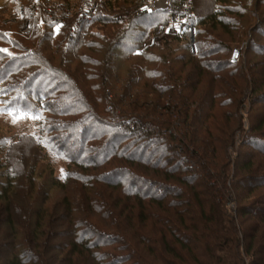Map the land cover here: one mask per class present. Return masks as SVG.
<instances>
[{"label":"trees","instance_id":"obj_1","mask_svg":"<svg viewBox=\"0 0 264 264\" xmlns=\"http://www.w3.org/2000/svg\"><path fill=\"white\" fill-rule=\"evenodd\" d=\"M55 1L72 9L78 3V0ZM96 1V15L81 27L91 22L103 27L105 23L122 20L129 21L130 27L114 33L108 31L106 38L98 37L100 43L97 48L103 51L101 57H81L79 62L81 66L90 64L93 67L101 66V69L93 72L94 69L89 66L83 71L86 76L82 75L81 79L84 82L98 80L99 87L106 93L101 98L106 97L108 106H117L120 102L122 106L112 109L113 112L103 110L102 113L108 115L103 122L102 117L89 106L93 104L91 100L86 108L88 117H92L95 122L90 121L84 127L77 124L76 120L63 126L59 124L64 130L69 129V132L66 130L68 139L63 141L62 148L71 149L77 143L70 163L80 168L86 169L88 160L93 163V168L109 166L112 160L117 161L119 166L99 175L84 172L66 174L57 185L62 189L66 186L67 191L57 202L58 212L48 217L42 206L46 201L45 195L40 190H34L33 166L26 173L5 171L2 175L4 181L0 185V205L5 216L3 220L0 219V228L4 225L6 229L0 230V264H176V260L181 264H264V193L258 197L259 200L254 198L248 203L234 205L233 210L226 205L231 196L241 197L238 194L242 193L240 187L244 189L241 191L246 192L244 198L256 189L264 188V175L254 174L259 171L260 165L254 163L256 154L252 152L253 149L254 152H260L258 146L264 139V114L246 132L238 151V161L232 164L225 153L236 128L227 129L229 114L225 109L236 113L248 99L252 105L264 101L261 90L264 84V27L260 29V25L251 30L245 51L248 66L240 64L229 71L224 69L232 65L230 58L211 59L222 49V44L218 37L206 35L208 32L198 33V47L194 55L187 53L173 58L171 51L154 56L150 52L153 46H145L146 40V43H142V52L134 56L136 62L129 65L127 84L120 88L122 91L116 93L109 87L106 92L112 61L116 59L118 50H124L126 44L123 40L133 27L132 20L148 19L156 27L167 24L168 14L140 11L137 9V0H131L127 6L123 3L118 5L116 0ZM213 1L218 6L227 4L226 0ZM42 4L45 5L43 14L49 16L52 28L54 21L51 9H46L44 2ZM251 6V17L258 19L260 15L262 19L258 21L263 25L264 0H252ZM216 11L197 15L192 0L195 32L196 26L211 29L218 26L223 33H228L227 23L230 21L233 24V20L226 21L224 13L242 15L236 5L230 10L218 7ZM71 20L64 25L68 32ZM256 31L259 34H255ZM75 37L76 34L70 39ZM132 37L128 36L130 39L127 41ZM89 43L85 48L89 52H97L94 48L96 45ZM184 44L186 53L188 46L185 41ZM229 51L232 52V49ZM249 52H254L253 55L259 59L254 64L253 58H248ZM28 56L18 58L14 55L9 58L4 65L6 73L19 67L18 61L28 59ZM39 60L29 78L43 77V83L47 86L53 83L55 88L48 93L65 86L66 81L73 77L44 62L42 56ZM154 62L157 66H153ZM13 64L14 68L11 67ZM188 65L189 69L184 72ZM247 74L249 83L245 78ZM140 75L145 78L144 85L149 88L148 91L157 97L162 96L165 102H159L156 97L152 100L140 97L131 91L132 82ZM10 78L7 74L1 77L7 83L4 93H15V98L20 100L23 95L16 92L25 91L28 77L22 76L16 82H11ZM235 80L243 83L239 84ZM201 81L204 85L198 91ZM66 107L65 102L61 107L54 106L56 114H65ZM259 108L264 112V106L260 105ZM95 123L103 125L100 131ZM97 128L106 138L99 142L103 145L96 149H100L98 154L87 158L90 150L83 136L86 131ZM92 139L97 141L99 135H91ZM70 142H73L72 145ZM219 151L224 154L221 164L216 161ZM242 155L247 158L241 160ZM232 165L235 168L233 175L230 172ZM21 177L27 182L25 188L17 183ZM99 182L120 189L122 197L115 195L114 201L105 200L109 196L94 191L95 184ZM72 189L78 194L77 198L73 196ZM120 201L122 204L119 205ZM19 210L23 216L22 226L16 224V211ZM124 211L128 213L123 218ZM91 213L98 215L105 223L100 226L92 223L88 220ZM56 219L62 225L61 230L58 229L60 225L55 224ZM118 220L125 227L118 226ZM132 221H135L134 226H130ZM120 227L123 232H120ZM104 228L109 231L101 230ZM132 228L137 240H131L133 243L130 244L121 235ZM110 229L122 234H112ZM2 248L8 253L1 256Z\"/></svg>","mask_w":264,"mask_h":264},{"label":"rangeland","instance_id":"obj_2","mask_svg":"<svg viewBox=\"0 0 264 264\" xmlns=\"http://www.w3.org/2000/svg\"><path fill=\"white\" fill-rule=\"evenodd\" d=\"M49 1L51 0H0V185L3 183L4 178L3 174L5 171H13V172H27L29 167H32L34 170V190L42 191V195L44 194L46 197V201L42 204L45 208V212L47 217L53 213L55 216L56 212H58L59 208L56 206L57 202L60 201V198L64 192H66V186L62 189L57 184L60 183L63 177L68 173H89L93 175L96 173L97 175L105 173L109 171V169H115V167L119 166L118 162L115 160L111 161L109 166H99V168H93V163L88 160L89 163H85L87 167H78L74 166L71 162V157L73 156L72 151L75 150V145L73 147L62 148L64 144L63 141L68 139L69 129L65 130L60 128L63 124L78 121L77 124L82 125L89 124L90 121L95 122L94 119L88 117V108H86L87 103H91L93 100L92 106L93 110L98 113V116L102 117V121L105 122V118L108 116L107 114H103V110H116L120 109L122 106V102L118 103L117 106L110 107L108 103L105 102V99L101 95H106L103 92L102 88L99 87V81L95 79H89L84 82L81 79L82 75L86 76L87 67H92L97 72L101 69L99 67H93L90 64H85L81 66L80 60L81 57H90L95 55L100 58L103 51L97 48L99 45V38H106V33L108 31L114 33L116 30L128 29L130 27L129 21H116L115 23H105L103 27L96 23H89L88 25H84L80 30L77 31L76 37L70 39L69 32L67 28H63L59 34V31H54L50 25L51 23L48 20L49 16L44 13V7L46 4V9L51 8L49 6ZM77 2L76 0H69V2ZM131 0H116L115 2L118 5L123 3L125 6L129 4ZM226 5L218 6L213 0H194V5L196 7L197 15L207 14L209 11L217 12L216 9L221 7L224 9L233 8L235 5L239 8V12H241V16L235 14L224 13L226 17V21L233 20V24H228V33H223L219 27H215V29H211L207 26H196L195 32V50L193 52H189V50H184V39L180 35L169 34L164 31H158V26H154L153 21L147 20H132L133 27L130 30L129 34L124 38V50H118L117 54H115V60L113 59L112 65L113 68L109 73L108 86L106 88V92L109 87H112L116 93L122 91L120 88L127 84L128 76L127 70L130 64L136 62L134 56L141 53L142 51V43H147L145 46L152 47V51H150L154 56L166 54L169 51L173 52L171 57L181 56L183 54L194 55L196 53L198 47V33L203 32L206 35H214L218 37L222 44L221 48L217 55L211 56V59H227L232 60V65H228L224 70H231L238 67L240 64L243 67H247L245 51H247V47L249 45V36L251 35L252 28H256V26H260V29H263V25L258 21L262 19L260 15L257 17H251L250 12L252 11V0H226ZM55 2V0L51 1ZM57 2V1H56ZM131 3V2H130ZM253 5V4H252ZM216 8V9H215ZM72 9V8H71ZM72 9V11H75ZM138 9V8H137ZM255 14V13H254ZM155 16V15H154ZM260 16V17H259ZM157 17V16H155ZM222 18V17H220ZM7 24V25H6ZM70 28V26H69ZM53 31H52V30ZM260 29L258 31H260ZM19 30V31H18ZM69 30V29H68ZM52 31V32H51ZM256 31L255 34H259ZM68 32V36L67 33ZM63 33V34H62ZM64 33L66 34L64 36ZM109 35V34H108ZM132 36L130 41H127L130 38L128 36ZM171 37V38H170ZM175 37V38H174ZM213 38V37H211ZM159 42L157 43L156 41ZM184 40V41H183ZM90 42L95 46L97 52H89L85 45ZM89 43V44H90ZM144 46V47H145ZM264 46V43H262ZM232 49V52L229 51ZM246 49V50H245ZM253 51V50H252ZM231 53V56L229 57ZM254 52H249L248 58H253V64L256 60H259L257 56L253 55ZM262 55L264 57V51H262ZM38 54V56H36ZM16 55L18 58L23 56H28L29 58H22L25 60V64L23 60H19V67L14 68L10 73H6V69L4 65L9 58ZM44 58V62L49 63L50 65H54L55 68L59 70H64L71 74L73 77L71 80L66 81V85L61 88H57L55 91L48 93L53 90V86L51 83L49 86L45 85L43 77H34L33 79L29 78L32 74L33 70L36 68L38 61H40V56ZM117 55V56H116ZM39 57V59L37 58ZM37 58V59H35ZM37 60V62H35ZM16 63V64H18ZM30 63V64H29ZM252 64V65H253ZM156 62H154V65ZM251 64L249 63V66ZM157 66V65H156ZM189 65L184 68V72L189 69ZM254 67V66H252ZM257 67V65H255ZM90 71L92 72V70ZM15 74H14V73ZM7 74L11 76V82H16L22 76L28 77V82L25 86V91L16 92V94H20L22 97L20 100L15 98V93H4L5 85H7L5 79H1V77ZM83 76V77H85ZM143 75L138 76L132 82V92L137 93L138 96L149 98L152 100L153 98H159V102H165L164 98L161 96L157 97L153 92H149V88L144 85L145 78ZM247 82L250 81V77L247 74L245 76ZM30 79V81H29ZM259 80V78H257ZM236 81V80H235ZM239 84L243 83L237 80ZM10 83V81H9ZM249 83V82H248ZM204 83L201 81L198 85V91L201 90ZM91 87V89H90ZM91 90V92H90ZM262 93H264V84ZM85 95V96H84ZM62 96V97H59ZM164 96V95H163ZM25 97V98H24ZM155 98V99H156ZM65 102L67 107L64 108L65 114L57 115L56 108L54 106H60ZM246 103L240 106L239 110L235 113L230 112V109L227 110L228 118V128L232 129L234 126L235 130L232 132V142L228 145L225 153L227 152L229 160L232 164L237 162L238 151L240 148V144L244 140V136L250 126L252 124H256L259 119L264 114L263 110L259 108L260 105L264 106V101L258 103L256 105H252L250 100H246ZM48 105L46 106V104ZM111 108V109H110ZM112 110V112H113ZM229 112V113H228ZM105 117V118H104ZM157 118V117H156ZM60 124V125H59ZM97 127L100 128L103 126L101 123H95ZM82 127V128H83ZM97 129H90L86 131V134L83 136L86 147L90 150L89 154L86 156L87 158H92L98 154L97 148H100L103 144L99 143L104 141L106 136L101 135V133ZM66 130L68 132H66ZM75 135V134H74ZM91 135H99V139L94 141L90 140ZM70 138V137H69ZM74 142V141H73ZM73 142H70L72 145ZM264 139L260 143V152H252L256 154V158H254V163H258L260 165L259 171H255L254 174L258 176L264 175ZM257 147V146H256ZM259 153V154H257ZM247 156H241V160H245ZM217 163L224 162V154L219 151L216 155ZM32 165V166H31ZM83 166V165H81ZM98 166V165H97ZM97 168V169H96ZM232 170L230 171L233 175L235 171L234 165L231 166ZM234 168V169H233ZM84 172V173H83ZM90 177V176H89ZM231 177V176H230ZM229 177V181H230ZM90 182V178H89ZM17 183L23 188L26 187V180L24 177L19 178ZM56 183V184H54ZM231 183V181H230ZM71 187H75L72 185ZM95 190L100 193H104L109 198H105V200L114 201V196L122 197V192L120 189H114L112 186L108 187L103 182L96 183L94 186ZM241 187L239 191L240 200L236 198V196H231L227 199L226 205L230 210H233L234 205H239L241 203H248L254 198H258L261 193H264V188L256 189L251 194H247V197L244 198L243 195L246 193ZM34 192V191H33ZM72 194L75 198L78 197V194L72 189ZM77 194V195H76ZM39 196V195H38ZM257 196V197H254ZM40 197V196H39ZM41 198V197H40ZM18 200V199H17ZM100 201V198L98 199ZM259 200V198H258ZM99 201L97 202L99 204ZM122 202H119V205ZM118 205V204H117ZM56 206V209H54ZM19 209L20 206H17ZM80 207V206H79ZM117 208V206H115ZM113 209V208H112ZM118 209V208H117ZM135 215H137V211L134 210ZM18 218L16 219V224L18 226H22L21 218L23 217L21 214V210L16 211ZM83 213V212H82ZM128 211L123 212V218L126 216ZM85 214V213H84ZM90 216V215H89ZM92 223L95 225L104 224L105 221L101 220L98 215L92 214L89 217ZM5 218L3 214L2 205H0V219L3 220ZM122 218V215L121 217ZM119 218V219H120ZM47 220V218H45ZM121 220V219H120ZM119 222V220H118ZM1 223V222H0ZM135 221L131 223L130 226H134ZM60 225L58 227L59 230L62 229V225L59 219H56V223ZM125 227V225L120 222L118 226ZM128 224H126L127 226ZM120 227V232L123 230ZM131 228V227H130ZM99 229V228H98ZM1 231H6L5 226L3 225L0 228ZM100 230V229H99ZM105 231H109L107 229H101ZM126 234H122L119 231H115L114 229H110V233L112 234H122L130 244L136 242L137 238L134 236V228L125 230ZM128 231V232H127ZM19 239H22L19 236ZM131 240L133 242H131ZM8 253V250L2 248L1 256ZM179 260H176V264H181Z\"/></svg>","mask_w":264,"mask_h":264},{"label":"built area","instance_id":"obj_3","mask_svg":"<svg viewBox=\"0 0 264 264\" xmlns=\"http://www.w3.org/2000/svg\"><path fill=\"white\" fill-rule=\"evenodd\" d=\"M48 1V0H46ZM54 21L52 29L59 31L72 18L69 36H74L82 24L94 18L97 13L96 0H78L75 11L63 6L60 2L49 1ZM137 8L146 12H166L167 24L158 26V31L180 35L185 40L189 52L195 50V29L192 24V0H137Z\"/></svg>","mask_w":264,"mask_h":264}]
</instances>
